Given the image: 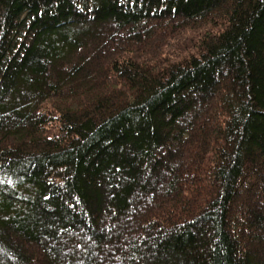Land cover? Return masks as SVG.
Wrapping results in <instances>:
<instances>
[{
	"label": "trees",
	"instance_id": "16d2710c",
	"mask_svg": "<svg viewBox=\"0 0 264 264\" xmlns=\"http://www.w3.org/2000/svg\"><path fill=\"white\" fill-rule=\"evenodd\" d=\"M0 264H264V0H0Z\"/></svg>",
	"mask_w": 264,
	"mask_h": 264
}]
</instances>
